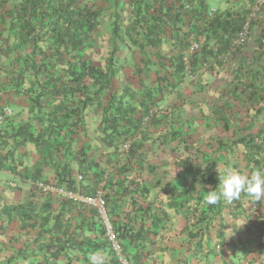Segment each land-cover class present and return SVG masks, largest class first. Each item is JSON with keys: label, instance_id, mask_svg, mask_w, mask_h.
Wrapping results in <instances>:
<instances>
[{"label": "crops", "instance_id": "0c3cea01", "mask_svg": "<svg viewBox=\"0 0 264 264\" xmlns=\"http://www.w3.org/2000/svg\"><path fill=\"white\" fill-rule=\"evenodd\" d=\"M4 1L5 10L13 14L23 2ZM45 1L57 4L61 0ZM176 1L170 0L169 4H176ZM196 1L207 7L209 18L212 17L209 15L211 11L226 13L249 10L246 7L248 0ZM127 2L120 0V4L126 3L124 19L129 24L133 6ZM178 2L185 0H178L179 6ZM84 3L102 12L98 18L100 25L96 29V42L93 49L87 52V56L99 65L109 48L115 3L114 0H85ZM257 21L259 24L256 22L252 28V39L239 57L234 58V51L229 50L220 59L222 65L212 60V69L209 66L198 70L196 81L181 78L174 92L158 94L159 101L154 108L161 111L165 120L150 127L148 156L140 165L134 164L127 173H120L126 163V154L115 157L113 150H107L100 140L98 127L102 120V107L99 106L107 104L112 91L120 95L128 89L139 98L143 87L157 88L160 79L163 82L166 76L174 80L173 69L164 64L178 55L176 31L165 27V32L161 34L163 44L148 50L146 55L135 48H127L122 53L124 67L113 80L110 90L103 92L104 95L85 111V128L80 130L78 143L76 102L49 97L48 100L44 99L40 111H34L31 98L10 82V73L21 70L16 58L19 54L22 57L30 55L32 45H20L17 28L12 30L9 28L10 22H5L0 39L2 44L8 40L6 45L10 52L0 53V113L10 109L12 115L1 130L12 138L8 139V147L2 151L3 167L0 169V264H88L78 250L69 247H76L88 239H92V242L102 240L100 228L103 229V223L94 208H87L83 202L79 204L67 200L55 191L43 193L38 188L39 182L71 190L84 197L96 196L102 191L116 230H125L127 236L141 229L148 232L144 240L133 241V235L131 240L128 237L122 240L123 254L130 264H264V248L260 251L262 243L256 236L257 225L253 217L256 203H245L247 214L251 216L249 219L241 216L238 220H232L227 216L230 210L227 209L223 213L226 221L222 224L215 221L200 233L199 230L205 225H193L204 210L206 194L205 178L198 175H207L206 168L213 164L218 172H223L225 168L240 171L244 166L242 147L232 142L250 132L257 134L260 130L256 122L249 125L248 116L251 114H248L244 104L230 98V91L238 76L244 83L249 79L247 73H260L257 83L264 84V56L259 62L253 57L257 49L256 39L264 29V13ZM188 50L189 46L186 52ZM146 57L150 69L146 76L142 73L139 77L138 72L144 68L142 59ZM30 87V94L34 97L41 91L33 81H26L25 88ZM91 88L92 92L99 89L95 85ZM59 104L62 106L56 113L57 120L65 116L67 119L61 126L63 128L60 127L58 137L55 128L48 129L47 115L55 111V106ZM130 104L138 105L137 100L130 101ZM222 114L233 118L227 124L228 129H224ZM178 133L181 136L174 139ZM37 138L41 145L28 142ZM184 138H187L189 150L182 155L181 140ZM219 139L224 143L230 139L227 150L218 149ZM83 146L87 147L88 161L94 162L97 168L90 169L85 166L87 163L81 166L78 151ZM181 157L189 158L193 165H198L201 173L194 175L191 172L182 177ZM200 201L203 204L199 205ZM171 202L175 208L171 207ZM259 202L264 214V200ZM3 209H13L11 216L1 214ZM156 211L162 217L168 215L165 227H155L148 217H143ZM30 217L35 221H30ZM194 234L198 235L192 237ZM37 238L39 243H35ZM50 239L58 240L50 243ZM40 244L49 250L47 255L39 251ZM108 245L94 255H88L86 260L90 264L110 263L114 255ZM52 254L57 256L49 258ZM239 254L243 256V261L238 260Z\"/></svg>", "mask_w": 264, "mask_h": 264}, {"label": "trees", "instance_id": "16d2710c", "mask_svg": "<svg viewBox=\"0 0 264 264\" xmlns=\"http://www.w3.org/2000/svg\"><path fill=\"white\" fill-rule=\"evenodd\" d=\"M84 1L61 0L59 3L53 4V2L47 3L45 0H23L20 7L13 14V12L5 10L6 2L0 0V38L3 36L2 27L5 25V22L9 21V28L12 30L17 28L18 30L20 45H32L30 55L22 57L19 54V57L16 58L17 65L21 67V70L10 73V82L14 86L21 88L23 94L31 98L34 111L37 109L40 111L45 103L44 99L48 100L49 97H52L54 100L63 98L64 100L76 102L78 104V122L76 126L78 128L79 143L81 139L80 130H84L85 128V111L95 104L98 97L104 95L103 92L110 90L113 80L124 67L122 53L127 48H135L142 55H146L148 50L158 48L163 44L161 34L165 32V27H170L173 32L176 31V38L178 39L177 48H179L178 55L174 58H169L168 62L164 64H168V67L173 69L174 80L166 76V78H163L165 79L163 82L160 79L157 88L143 87V93L139 98L128 89L120 95L112 91L108 96L107 104L104 107L101 104L99 106V108L102 107V120L98 127L101 135L100 140L107 150H113L112 154L115 157L123 153L126 154V163L120 173H127L134 164L140 165L146 160L148 156L147 143L150 140L148 130L150 127L158 125L165 120L161 111L153 116H151V111L157 101H159L158 94L163 95L165 92H174L179 86L181 78L183 79L184 68L182 60L187 47L190 45V37L194 35L198 43L201 44L202 42L201 51L191 56L192 65L196 69L195 73L203 68L204 63L210 62L209 64L211 65L212 60L222 65L220 59L231 50L232 41L243 29L249 16L248 12L255 0H248L246 2V7L249 10H233L226 13L216 12L210 18L208 17L207 7L202 2L198 4L196 0H185L183 3L178 2L179 6L177 5L178 0L176 4H169L170 0H127L129 1L127 2L129 3L128 5L133 6L132 11H130L131 18L129 24H126L127 21L124 19L126 3L120 4V0H114L115 12L111 30L112 36L110 43H108L109 48L107 47V52L99 65L87 56V52L93 49L96 42V29L100 25L98 18L101 17L102 12L95 11L93 7L84 3ZM156 4L157 6H155ZM197 5L199 8H195ZM187 6L190 9H186ZM257 20L252 23L248 42L234 51V58L239 57L243 48L252 39V28L253 25L258 23ZM263 39L264 29L256 39L257 49L253 56L256 62H259L264 56ZM7 41L4 40L2 44L0 39V53L7 54L10 52L6 45ZM141 63L144 68H141L142 70L140 69L138 72L140 74L139 77H141L142 73L146 76L150 69V62L147 57L142 59ZM162 68L164 67L162 66ZM247 75L249 79L244 83L243 79L239 78V76L235 78L233 89L230 91V98L244 104L248 114H251L248 116L250 118V126L255 125V122L257 125H260V130L257 134L250 132L232 142L234 145L242 147L241 157L244 166L241 167L240 171L250 175L256 169H264V84L257 83L260 73L252 75L247 73ZM26 81H33L37 88L41 90L40 93L35 97L31 95V87L25 88ZM92 85L98 86L99 89L92 92ZM133 100H137V106L130 104V101ZM61 106L62 104L56 105V110L47 115L48 129L55 128L58 137L61 132L60 127L67 119L66 116L62 120H57L56 118V113ZM225 108L227 107L225 106ZM148 117H150V122L147 127H143V120ZM221 118L225 122L224 129H228L227 124L233 118L226 117V114H222ZM178 136H181V134L178 133L174 139ZM9 138L12 137H9L8 134L5 135L3 130H0V169L3 167L2 151L8 147ZM229 140L224 143L223 140L219 139L218 149L227 150ZM24 141L26 142L27 139L24 138ZM28 142H35L36 145H41L39 143L41 141L38 138L29 140ZM181 145H183L182 148L184 150L182 155L188 153L187 138L181 140ZM86 152V146H83L81 151H78V159L81 161V166L87 163L88 165L85 166L90 169L97 168L94 162L88 161L89 156ZM179 162L181 165L183 164L182 177L190 175L191 172L194 175L197 172L201 173L198 165H193V162L189 158L181 157ZM206 169L205 173H208L207 175H198L200 178H205L203 179V182H205L204 192L207 193L209 185L211 186L210 190L216 189L219 191V175L223 172H218L215 164L211 167L208 166ZM150 171L152 172L153 170ZM97 174L98 172L95 173V175ZM158 185L160 187V184ZM200 199L203 200L202 198ZM246 202L257 204L253 217L256 219L254 223L257 225L255 230L256 236L262 243L261 251L264 248V214L262 213V208L259 206L260 202H256L255 199L244 193L241 194L239 199L234 201H227L221 198L215 205H209L205 200L204 204L200 201L199 205L203 204L204 210L193 222V225H205V228L202 227L199 230L198 233H200L215 221L222 224L226 221L223 213L227 209H230L227 216H230L232 220H238L241 216L249 219L251 216L247 214L248 210L245 208ZM84 206L92 208L87 205ZM171 207L175 208L173 203ZM12 210L7 211V209H3L1 214L10 217ZM160 215V212L156 211L151 212V214H144L143 217H148L153 226L162 228L167 225L166 220L168 219V215H163V217ZM8 219L10 220V218ZM32 219L30 217L29 220L31 221ZM102 227L103 229L100 228V237H102V240L105 237L103 241L101 240L102 242H98L97 240L92 242V239H88L80 245L77 244L76 247L74 245L69 247L72 250H78L82 254L83 260L85 258L88 264H90L86 260L88 255H94L109 244L105 228L103 225ZM114 231L122 248L123 239L128 237L130 240L134 238L133 241L144 240L147 238L148 233L143 232L141 229L139 232H133L132 238L131 234L129 236L125 234V230H116L115 225ZM197 235L194 234L192 237H196ZM221 235L224 236L222 231ZM56 241L50 239V243H55ZM37 242L39 243L38 238L35 243ZM39 246V251L47 255L49 250H45V247L41 244ZM108 246L110 247V244ZM110 251L112 252V250ZM54 256L57 255L52 254L49 258H53ZM107 264L120 263L114 256L110 263Z\"/></svg>", "mask_w": 264, "mask_h": 264}, {"label": "built area", "instance_id": "2783aa9c", "mask_svg": "<svg viewBox=\"0 0 264 264\" xmlns=\"http://www.w3.org/2000/svg\"><path fill=\"white\" fill-rule=\"evenodd\" d=\"M264 8V0H255L254 4L250 8L249 16L248 19L243 26V29L237 34V36L233 39L232 44H231V50L236 51L242 46H244L249 39L250 35V29L252 26V23H254L258 17L261 15L262 11ZM186 9H190L188 6ZM215 13V11H211L209 13L210 16H212ZM262 43L264 45V39L262 40ZM201 51V44L198 43L195 39V36L192 35L190 37V45H189V50L185 52L183 56V78L190 80V81H196L198 75L195 73L196 69L193 67L192 62H191V56L198 54ZM210 66V64L204 63L203 69H207ZM182 83V82H181ZM159 113V110L156 108H153L151 111V116L156 115ZM12 115V112L10 109H4L0 113V130L3 127L4 123ZM150 122V117L146 118L143 120L142 126L147 127V125ZM127 149V147H126ZM82 177H80V180ZM38 188L41 192L43 193H50V192H57L60 196L67 200H71L74 202H79V203H84L87 206H90L94 208L101 219L103 226L106 231V237L107 240L110 244L111 250L118 260L120 264H130L127 258L123 254V248L121 243L119 242L117 235L114 231V225L113 222L111 221L108 213V208H107V203L104 197V194L102 191L98 192V194L95 197L92 196H82L79 194H76V192L71 191V190H64V189H58L55 188L54 186L45 184L43 182L38 183Z\"/></svg>", "mask_w": 264, "mask_h": 264}, {"label": "clouds", "instance_id": "9594fccd", "mask_svg": "<svg viewBox=\"0 0 264 264\" xmlns=\"http://www.w3.org/2000/svg\"><path fill=\"white\" fill-rule=\"evenodd\" d=\"M242 193L256 201L264 200V169H256L249 175L234 168H225L219 175V191L208 190L204 199L207 204L215 205L221 198L237 200Z\"/></svg>", "mask_w": 264, "mask_h": 264}, {"label": "rangeland", "instance_id": "374dc122", "mask_svg": "<svg viewBox=\"0 0 264 264\" xmlns=\"http://www.w3.org/2000/svg\"><path fill=\"white\" fill-rule=\"evenodd\" d=\"M237 258H238V260H242V261L244 260V259H243V256L240 255V254L237 256Z\"/></svg>", "mask_w": 264, "mask_h": 264}]
</instances>
